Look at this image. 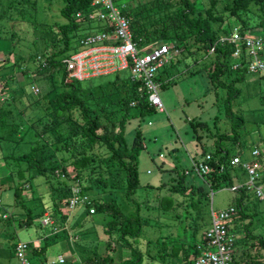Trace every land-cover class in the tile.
<instances>
[{
    "label": "trees",
    "instance_id": "1",
    "mask_svg": "<svg viewBox=\"0 0 264 264\" xmlns=\"http://www.w3.org/2000/svg\"><path fill=\"white\" fill-rule=\"evenodd\" d=\"M43 1L46 0H0V46L4 45L7 49L0 62V96H6L5 100L14 104L24 101L23 107L31 111H42L37 122L40 129L32 126L37 128V132L29 151L10 156L13 164L17 166L22 163L24 169L17 170L16 174H7L18 179L24 171L33 172L23 182H14L12 186L15 204L21 203L19 207L25 209L26 213H7V217L2 219L5 209L1 206V220L16 221L19 227H27L35 219H41L46 212L42 205L35 208V214L25 208L21 200L23 185L37 178H41L45 184L53 180L55 186L50 183L49 188L53 212H47L51 219L52 215L57 217L56 207L59 204L55 202L56 199H64L65 206L71 196V188H77L80 196H86L87 201L76 205L68 214H59L62 229L58 232L54 231V223L47 227L39 225L43 229L40 233L43 242L38 248L29 246L30 256L27 258L30 264H43L49 243L66 238L67 230L75 238L72 248L79 264H117L111 253L107 252L113 250L111 246L128 252V258L118 264H172L177 258L181 264H193L199 254L197 246L204 243V233L199 240H196L195 234L205 225L201 208L206 198L205 188L187 185V173L181 171L176 174V181L172 180L164 187L166 195L158 198L154 209L148 210L146 204L135 200L139 189L153 187L139 184L137 159L142 149V138L136 131L132 143L127 147L123 138L124 124L130 118H142L155 109L148 104L145 93L138 92L139 84L131 81L129 76L121 81L118 74H114L112 90L105 93L107 98L103 93L94 95L92 87H82L79 82L70 79L68 75L73 65L68 62L69 57L80 50L82 38L101 32L102 24L86 23L84 19L75 18L77 13L85 12L92 0H60L62 7L58 13L63 23L48 25L37 22L36 13L39 3ZM122 13L128 20L133 40L139 45L172 44L180 51L157 73L155 80L159 87L173 82L171 69L180 66L185 59H192L196 63L195 55L198 52L205 57L211 56V60L203 63L202 70L214 91L222 89L225 92L224 114L230 122V134L215 133L214 150L203 154V158L209 156L208 160H200L209 166L210 171L199 177L211 190H230L238 185L229 204L235 212L228 223V231L234 238L242 234L241 243L245 249L235 251L230 264H264V238L251 230L252 221L257 215L251 205L259 199L244 186L246 173L241 165H230L233 157H238L241 162L250 161L249 154L232 150L239 146L237 130L243 121L241 114L231 110V101L238 96L236 85L243 82L247 72L244 67L232 68L234 47L230 43H220V38L228 37L233 31L223 28L230 18L240 25V29H237L240 34L256 30L264 33V0H208L205 8L197 7L196 2L191 0H150L127 12L122 10ZM22 23L40 28L42 33L36 39L37 44L32 42L36 52L28 57V60L36 63L31 78L33 84H26L33 99L24 93V85L19 86L15 78L18 70L22 69L19 68L22 58L15 54L19 42L16 28ZM210 49L212 53H208ZM261 54L264 56V51ZM240 59V63L245 65L250 58L243 53ZM20 73L26 75L24 71ZM263 77L264 72L259 75V78ZM32 88L37 92L34 93ZM112 95L116 97L111 100L109 96ZM107 102L109 106H103ZM22 113H25V109H22ZM9 118L11 111L0 103V127L10 125L11 131L18 133L20 128L8 123ZM196 125L205 128L203 122ZM2 139L5 138L0 137ZM19 141H22V137H19ZM222 141L228 142V145L222 147ZM51 146H54L53 150ZM95 148L103 152L97 154ZM58 152H62L59 157L56 156ZM260 155L257 162L264 168V159ZM10 163L3 161L1 168ZM259 173L257 184L261 185L264 195V169H260ZM118 192L122 193L125 203L131 205V209L125 213L122 200L114 196ZM174 196L182 200L177 203ZM178 207L182 208L179 213L175 210ZM250 208L252 213H246ZM96 214L101 215L98 227L90 218ZM167 214L177 224L173 226L174 233L168 231L154 240L148 238L145 247H140L143 228L156 225L169 228L164 223ZM100 235L106 242V253L102 255L98 253ZM233 243L235 245V239Z\"/></svg>",
    "mask_w": 264,
    "mask_h": 264
},
{
    "label": "rangeland",
    "instance_id": "2",
    "mask_svg": "<svg viewBox=\"0 0 264 264\" xmlns=\"http://www.w3.org/2000/svg\"><path fill=\"white\" fill-rule=\"evenodd\" d=\"M149 1L115 0V5L127 12L131 8ZM191 1H195L196 6L202 8H205L208 2V0ZM61 7L62 2L60 0L40 2L38 12L36 13L37 22L48 25L63 23L64 21L58 13ZM223 28L229 30L240 29V25L233 18H230L226 21ZM16 30L19 36V42L15 47V54L21 56L22 59L19 63V68L23 70H18L15 78L19 86L24 85V93L33 99L34 97L29 92V86L26 84H33L31 78L36 69V63L28 60V57L36 52V49L32 46V42L37 44L36 39L42 33L40 32V28L35 29L27 23L18 25ZM247 35L260 36L264 39V33L263 31L261 33L260 30L247 33ZM5 48L4 45L0 46V62L3 61L7 52ZM204 57L202 52H198L195 55L197 59L196 63L192 59H185L180 66L171 69V75L174 77L173 82L168 85H161L158 88V96L163 106L162 112L154 110L142 118H130L125 122L123 129V138L127 147L132 143L136 131L140 133L142 138V149L137 159V177L141 186L148 184L153 188L148 190L144 188L139 189L134 198L137 202L146 204L148 210H152V208L154 209L157 206L160 197L166 195V188L164 187L168 186L172 180L176 181V174L181 171H186L187 173L185 177V183L187 185L203 186L205 188L206 198L201 203L202 220L205 225L195 234L196 240H199L200 235L208 228L209 210L224 209L229 206L233 198V192L229 189H209L199 176H194L195 173L192 168L193 162H199L203 158L204 153H209L214 150V135L216 132L226 135L230 134V122L224 114L223 98L225 97V92L222 89L214 91L208 83L205 73L202 70V65L211 60L209 59L211 56ZM23 71L26 75L20 73ZM183 72H186V74H183ZM261 74H247L243 82L236 85L238 96L231 101V110L241 114L243 124L237 130L240 135L239 146L233 147L232 150L234 152L241 151V153L249 154L250 150L257 148L262 153L260 156L264 159V77L259 78ZM127 77V71L118 74V80L122 81ZM113 79V75L101 76L84 80L79 82V84L82 87H92L91 92L94 95L99 93L105 95V93L112 90ZM105 97L107 98L106 95ZM115 97V95L109 96L111 100ZM5 98L6 96H0V103L11 111V118L8 119V123L18 125L20 130L18 133H13L10 125L0 127V137L5 138L0 140V205L5 209L3 213L24 214L26 210L19 207L21 203L15 204L12 186L14 182H23L33 172L24 171L22 177L18 179L14 178L15 176L9 177L7 175L9 172L16 174L17 170L24 169L22 163L17 166L13 164L10 156H16L29 151L32 142L35 140L34 136L37 128L40 129L41 127L37 125V122L42 116V111L36 109L31 111L29 108L23 107L24 101L14 104L8 99L5 100ZM103 106L107 107L109 103ZM22 109H25V113H22ZM198 122L205 123V128L198 127L196 125ZM33 125L37 128L32 127ZM210 135L212 136L210 137ZM19 137H22V141H19ZM227 145L228 142L226 141L221 143L222 147H226ZM53 148L54 146H51L52 150ZM95 152L100 154L103 151L96 150L95 148ZM61 153L58 152L56 156L59 157ZM3 157L8 158L4 159ZM3 161L11 163L5 168H1ZM261 169L263 171V166H261ZM50 183L54 185L55 182L51 180ZM50 183H48L49 185L47 183L45 184L41 178H37L29 184L23 185L21 200H23L25 208L30 209L32 214L36 213L37 210L35 208H38L39 205H42V209L46 212H53L50 205ZM161 184H163L162 187L156 188ZM114 196L122 200L125 206L123 209L124 213L126 210L131 209V205L125 203L123 200L121 192L114 193ZM173 198L177 203L182 200L181 197L174 196ZM55 202L59 205L56 207L57 217L55 218L52 215V222L54 223V229L58 232L62 229L59 225L61 222L58 218L59 214H68L69 212L64 206V199H56ZM253 203L255 204L251 205V208L257 212V215L254 218L255 220L252 221L251 230L264 238V198ZM251 208L246 213L251 214ZM181 209L180 207L175 208L177 213L181 212ZM165 216L166 220L163 221L165 224H168L169 228L159 227V225H156L157 227L143 228L142 236L139 239L140 247H145L146 239L148 238L154 240L156 236L165 235L168 231L174 233L173 226L176 223L170 218L169 214ZM90 218L98 227L101 215H91ZM39 221L40 219H35L30 226L19 227L16 221L12 222L10 220L7 222L0 218V250L12 256L15 241L30 243L32 246L33 241L36 240L41 230H43L39 227ZM66 236V238H61L53 244L49 243L47 248L48 252L51 254V257L60 254L65 258L64 261L66 260L64 264H79L72 248V242L75 238L68 230ZM103 238L100 235L98 249L100 255L106 253L104 249L106 242ZM242 238V234L235 236L234 252L245 249L244 244L241 243ZM39 241V244H42L43 241ZM111 248L113 250L111 251L109 249L107 252L111 253V257L115 263L118 264L128 258V252L126 250L116 246H111ZM28 255L30 256L27 250L26 256L28 257ZM8 260L11 264H14L12 257L8 258ZM172 264H181V262L177 258L173 260Z\"/></svg>",
    "mask_w": 264,
    "mask_h": 264
},
{
    "label": "built area",
    "instance_id": "3",
    "mask_svg": "<svg viewBox=\"0 0 264 264\" xmlns=\"http://www.w3.org/2000/svg\"><path fill=\"white\" fill-rule=\"evenodd\" d=\"M75 18L84 19L86 23L89 21L101 23L103 30L80 40V50L72 54L68 60L73 65L68 77L82 82L127 71L129 79L139 84L138 92L145 93L148 104L156 111L162 112L163 106L158 96L159 85L155 77L180 51L172 44L136 43L129 29L128 20L122 9L115 5V0H92L85 12L77 13ZM224 42L234 47L231 54L233 69L244 67L247 74L264 72V56L261 54L264 51V42L260 36L240 34L237 29H233L228 37L220 38V43ZM212 51L210 49L208 53ZM243 53L250 58L245 65L240 63ZM32 89L34 93L37 92L35 88ZM260 154L257 148H253L249 153L250 161L241 162L238 157H233L230 161L232 166L241 165L246 173L244 186L259 200L264 198L262 187L257 184L261 169L257 157ZM203 159L208 160L209 156L206 155ZM192 168L197 176L205 175L210 171L209 166L201 161L192 163ZM237 188L238 185H235L230 190L234 192ZM86 201L87 197L80 196L77 188H71V196L67 199L65 208L69 211ZM89 212L92 213V210ZM234 212L233 206L209 210V225L204 232V243L197 246L199 254L193 264H230L235 245L234 236L228 231V223ZM6 217L7 213H4L2 219ZM52 224L49 214L43 213L39 225L47 227ZM28 249L27 243L14 244L13 252L19 264H30L26 256ZM57 262L63 263V258L57 257Z\"/></svg>",
    "mask_w": 264,
    "mask_h": 264
},
{
    "label": "crops",
    "instance_id": "4",
    "mask_svg": "<svg viewBox=\"0 0 264 264\" xmlns=\"http://www.w3.org/2000/svg\"><path fill=\"white\" fill-rule=\"evenodd\" d=\"M42 236H40V233H39V236H37L36 240L33 241V245L32 247L34 248H38L40 247V245L42 244H39L40 241L39 240H42ZM19 242V241H18ZM16 243V241H15ZM28 244V243H27ZM28 246H31L30 243L28 244ZM12 256H10L9 254H6L5 252L3 253L1 250H0V264H11V262L8 260V258H11L14 259V264H19L17 259L15 258L14 256V252L12 251ZM62 257L60 254H57L55 255V257H51V254L48 252V249L46 250L45 254H44V263L43 264H64V259L63 258V263H58L57 262V257Z\"/></svg>",
    "mask_w": 264,
    "mask_h": 264
}]
</instances>
